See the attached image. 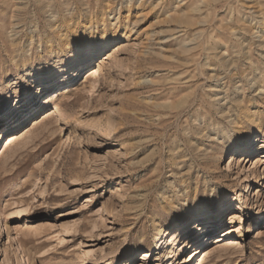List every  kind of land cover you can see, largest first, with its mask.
Instances as JSON below:
<instances>
[{
  "label": "rangeland",
  "instance_id": "obj_1",
  "mask_svg": "<svg viewBox=\"0 0 264 264\" xmlns=\"http://www.w3.org/2000/svg\"><path fill=\"white\" fill-rule=\"evenodd\" d=\"M102 16L117 38L0 140V264H115L129 243L152 264H264V139L247 155L224 138L264 120V0H0V66ZM214 193L227 195L191 218L218 226L169 225L173 201Z\"/></svg>",
  "mask_w": 264,
  "mask_h": 264
},
{
  "label": "snow or ice",
  "instance_id": "obj_2",
  "mask_svg": "<svg viewBox=\"0 0 264 264\" xmlns=\"http://www.w3.org/2000/svg\"><path fill=\"white\" fill-rule=\"evenodd\" d=\"M105 41L100 40L97 31L89 37L87 30H77L75 34L68 30L60 38L58 48L52 51L51 55L43 53L34 59H27L23 65L16 64L0 66V119L4 117L5 105L11 104L14 100L16 107L12 113L17 116L27 114L31 106L38 105L42 99L45 89L51 86L56 77L61 74L60 68L67 63L84 62L91 58ZM225 139L230 138L228 148L230 150L243 152L254 150L261 139H264V121L257 128L255 125L238 123L235 127H227ZM264 151V147H261ZM217 195L226 196V193H214L199 196L195 201L188 197V203L181 207L178 201H173V208L170 212L169 225L176 222L178 225L190 228L195 231L198 221L192 219L197 211L215 210L219 202ZM167 207V206H166ZM145 249L141 246L127 244L118 254L115 264H152L150 259L141 258Z\"/></svg>",
  "mask_w": 264,
  "mask_h": 264
},
{
  "label": "bare ground",
  "instance_id": "obj_3",
  "mask_svg": "<svg viewBox=\"0 0 264 264\" xmlns=\"http://www.w3.org/2000/svg\"><path fill=\"white\" fill-rule=\"evenodd\" d=\"M72 19L73 18H70V21ZM86 20H87V24L89 25V26L87 25L88 27H86V22H84L81 27H76V25H72L70 27H67L66 29L62 30L61 35L60 34H57L54 37H52V39H50L48 42H46L45 45L42 48L41 53H43L45 56L51 55L52 54V51L54 49L58 48L59 42H60V38L68 30H71V32L73 34L75 32H77V30H81V29L87 30L89 37H91L93 35V32L94 31H97L98 34H99V37L102 39V41H105V43L102 46H98V49L99 50H104V49L108 48V45H109L110 42L107 41V36H110L108 38H111V39H116L117 38V36L119 34V30H120L119 29L120 22L118 21V17H113L111 19V21H112L111 24L107 22V20L104 18V16H102L99 19V21L97 19H95V18H90V19H86ZM133 25L135 26V23H133ZM132 30L133 29H131L128 33H126V34L123 35V37H124L123 38V42H129L128 40L129 39H132L134 37V35L131 34ZM38 56H40V54ZM92 59H94V55L91 58H89V60H86L84 62H76V63L73 62V63H70V64H66V65H64L63 68H60L59 69L60 70L59 72L61 74H63V75H66V74L68 75L70 71H72L74 69H77L78 67H84V65L86 64V62L91 61ZM98 73H100V72L97 71V70H94L92 73H90L89 76H91L92 78H95ZM79 76H80V72H78V74H76V76H74V78L68 80L65 84L73 81L74 79L79 78ZM83 78H84V76H83ZM91 84L93 85L94 83H91ZM94 89H95V86H94ZM53 95L56 96L57 99L55 101H53V103H52V107H53L52 113L53 114L54 113H57L56 115H58V118L60 119V121L63 122V123H67V121L71 118V116L70 115H67V116L64 115V113L62 111V108H60V106H59L60 99H61L62 96H59L56 92H54ZM43 96H44V98L42 99V101H44V102H42V104L48 103V101L45 100L47 98V96H48L46 94V92H44ZM15 106H16V104H15ZM5 113H6V111H4V117H3V119H0V140H5L9 136L15 135V134H17L19 132V131H16V130L21 129L19 127V124H17V122L20 119H22V118L27 119V117L29 115H30V117H33L34 118V115L36 114V112H27V113H29V115H27V116H25V115L24 116H16L17 121L15 122V124H13L12 126H9L8 127L7 124H6ZM241 121H242V118L241 117L237 118V120H236V122H235V124L233 126H236ZM245 121H247V122L248 121L249 122L251 121L252 122V125H255L257 128H259L260 123L262 121H264V120L262 119V116L261 115H259V114L258 115L257 114H253V116H251L250 118H246ZM233 150H235V149H233ZM230 151H232V150H230ZM252 151L253 150H248L246 152L247 155L254 154ZM251 184L252 185L253 184H256V182L253 181V182H251ZM22 214L23 213H18V214L16 213L15 215H10L9 216V219L10 220L6 222V227H7V233H8V235H10V232H9L10 227H9L8 223L17 224V223L22 222L23 221ZM24 214H26V213H24ZM219 219H221V217L216 218L215 215H210V216H208L206 218H195V220H198V224L199 223L202 224V225H199L197 227H200V226H205L206 227V226L210 225L208 223V221H211V220H214L213 221L214 223L211 224V225H213L212 227L218 226V224L221 223V221H220L218 224H216ZM260 219H263L264 220V217H261ZM186 235H188L187 238L190 239L194 234H193V232H190L189 231V232L186 233ZM101 260L102 259H98L97 262L99 263ZM54 264H69V263H66V262H59L58 263L57 262V263H54ZM173 264H179V262L174 261Z\"/></svg>",
  "mask_w": 264,
  "mask_h": 264
}]
</instances>
